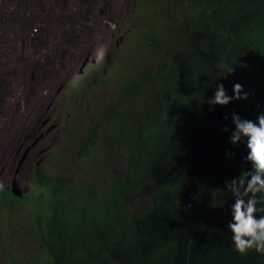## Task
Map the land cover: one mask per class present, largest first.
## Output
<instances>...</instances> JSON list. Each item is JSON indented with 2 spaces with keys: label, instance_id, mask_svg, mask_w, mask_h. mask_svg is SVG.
I'll return each instance as SVG.
<instances>
[{
  "label": "trees",
  "instance_id": "1",
  "mask_svg": "<svg viewBox=\"0 0 264 264\" xmlns=\"http://www.w3.org/2000/svg\"><path fill=\"white\" fill-rule=\"evenodd\" d=\"M138 5L128 45L81 77L83 97L109 80L116 89L86 108V125L74 118L72 167L40 168L29 195L0 191V264H264L227 230L226 184L251 167L245 142H229L241 104L206 103L216 84L228 95L242 85L243 56L193 63L169 0Z\"/></svg>",
  "mask_w": 264,
  "mask_h": 264
},
{
  "label": "rangeland",
  "instance_id": "2",
  "mask_svg": "<svg viewBox=\"0 0 264 264\" xmlns=\"http://www.w3.org/2000/svg\"><path fill=\"white\" fill-rule=\"evenodd\" d=\"M121 3L0 0V166L6 154L19 153L6 163L8 179L0 180V189L29 194L40 168L72 167L80 137L74 118L86 125L90 109L104 105L116 89L109 80L86 97L77 94L85 91L81 77L92 62L123 47L139 0ZM67 126L73 136L66 135Z\"/></svg>",
  "mask_w": 264,
  "mask_h": 264
},
{
  "label": "clouds",
  "instance_id": "3",
  "mask_svg": "<svg viewBox=\"0 0 264 264\" xmlns=\"http://www.w3.org/2000/svg\"><path fill=\"white\" fill-rule=\"evenodd\" d=\"M169 3L170 11L179 13L176 28L182 25L186 29L189 55H197L191 62L211 64L222 49L226 57L233 55L230 50H237L234 52L243 56L242 85L234 84L232 95H228L222 83L216 84L213 96L206 103L210 109L227 106L232 101L241 104L242 117L235 112L231 116L234 128L229 142L233 146L245 142L246 161L251 167L226 184L227 193L234 201L227 230L237 253L246 255L254 251L264 256V214H261L264 213V0H169ZM132 16L119 53L128 45L133 31ZM217 43L222 45L218 47ZM92 63L99 64L100 59ZM233 71V67L226 68L224 78ZM0 191H7V185Z\"/></svg>",
  "mask_w": 264,
  "mask_h": 264
},
{
  "label": "bare ground",
  "instance_id": "4",
  "mask_svg": "<svg viewBox=\"0 0 264 264\" xmlns=\"http://www.w3.org/2000/svg\"><path fill=\"white\" fill-rule=\"evenodd\" d=\"M99 51V50H98ZM98 51H97V54H99L98 53ZM37 121V120H36ZM22 152V150L20 151V153ZM30 152V151H29ZM29 152H28V155H29ZM19 153H14V154H12V155H8V154H6L5 155V158L2 160V164H1V166H0V180H2V181H5L6 179H8V170H7V168H8V166H7V164L6 163H8L9 164V162H11L10 160L12 159H14L15 160V158H16V155H18ZM27 155V156H28ZM26 156V157H27ZM27 169V168H26ZM24 172V171H23ZM15 174V173H14Z\"/></svg>",
  "mask_w": 264,
  "mask_h": 264
},
{
  "label": "water",
  "instance_id": "5",
  "mask_svg": "<svg viewBox=\"0 0 264 264\" xmlns=\"http://www.w3.org/2000/svg\"><path fill=\"white\" fill-rule=\"evenodd\" d=\"M90 60H88L86 63H88Z\"/></svg>",
  "mask_w": 264,
  "mask_h": 264
}]
</instances>
